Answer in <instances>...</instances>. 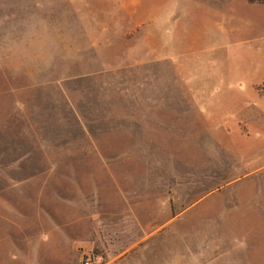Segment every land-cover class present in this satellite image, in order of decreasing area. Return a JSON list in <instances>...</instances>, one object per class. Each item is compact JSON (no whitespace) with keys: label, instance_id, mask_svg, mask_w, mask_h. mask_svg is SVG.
<instances>
[{"label":"rangeland","instance_id":"374dc122","mask_svg":"<svg viewBox=\"0 0 264 264\" xmlns=\"http://www.w3.org/2000/svg\"><path fill=\"white\" fill-rule=\"evenodd\" d=\"M226 55L264 66V0H0V264H264V83Z\"/></svg>","mask_w":264,"mask_h":264},{"label":"crops","instance_id":"0c3cea01","mask_svg":"<svg viewBox=\"0 0 264 264\" xmlns=\"http://www.w3.org/2000/svg\"><path fill=\"white\" fill-rule=\"evenodd\" d=\"M125 11H127L129 14L132 15L131 8L129 9V7H126ZM131 18L133 19V22L138 23V19H135L134 16H132ZM149 32H150V30H147V32H146V34L148 35V38H149L148 39V44L151 43V41H150L151 34ZM230 42H231V39L229 38V36H227V37L225 36V38L223 39L222 44L219 46V48H220V50H221V52L223 54H227L226 53V49H227V47H231V45H230L231 43ZM239 53L242 54V56H239L237 59L241 60L242 63L248 59L247 53H245V52H239ZM165 57L166 56H164L162 58H158V59H161L164 62L174 60V58H172L171 55H168L166 58ZM224 57H228V56L227 55L226 56H220L219 58L216 57V59H221V58H224ZM212 58L214 59V57H212ZM225 60H227L226 64H224V66L226 65V67H222V63H221V64H219V66L222 67V68L217 69L219 74L221 73V75H224V76H222L223 80H225V79L229 80L230 79L231 81H233V79L231 77L244 75V77H246V81L243 82L240 79V80L237 81L236 84H237V86L241 85L240 87H242V85L244 84L245 87L248 88L250 91H252V90L256 91L258 89V87L261 86L264 83V66H260L258 69H256V68H247L246 66H244L242 69H238V68L234 67V64H236V62H233V59L230 60V59L226 58ZM232 63H233V66H231ZM210 67H214V62L211 63ZM192 80L195 81L194 79H192ZM196 81L198 83H200L199 82L200 81L199 78H196ZM197 106L199 107V105H197ZM244 108L245 107L243 105V107L241 108L240 112L235 113L232 116H229V120L230 121L232 120V117H233V121L230 122V123H235V121H236L235 118H240V117L243 116L244 112H243L242 109H244Z\"/></svg>","mask_w":264,"mask_h":264},{"label":"built area","instance_id":"2783aa9c","mask_svg":"<svg viewBox=\"0 0 264 264\" xmlns=\"http://www.w3.org/2000/svg\"><path fill=\"white\" fill-rule=\"evenodd\" d=\"M86 264H89V262H87Z\"/></svg>","mask_w":264,"mask_h":264}]
</instances>
